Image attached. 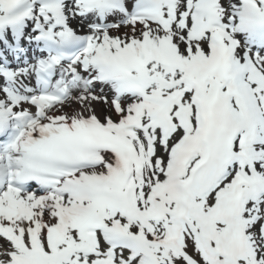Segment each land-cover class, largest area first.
<instances>
[{
	"label": "snow or ice",
	"instance_id": "obj_1",
	"mask_svg": "<svg viewBox=\"0 0 264 264\" xmlns=\"http://www.w3.org/2000/svg\"><path fill=\"white\" fill-rule=\"evenodd\" d=\"M0 264H264V0H0Z\"/></svg>",
	"mask_w": 264,
	"mask_h": 264
}]
</instances>
